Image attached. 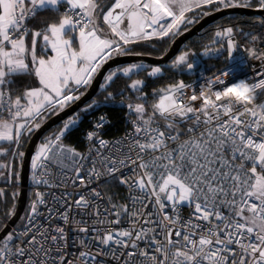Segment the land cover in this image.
<instances>
[{"label": "snow or ice", "instance_id": "obj_1", "mask_svg": "<svg viewBox=\"0 0 264 264\" xmlns=\"http://www.w3.org/2000/svg\"><path fill=\"white\" fill-rule=\"evenodd\" d=\"M62 5H67L63 13ZM206 5H219L217 10L249 7L252 0H0V111H7L11 118V122L0 120V140L19 143L22 130L31 132L37 118L57 109L63 111L79 100L80 95L73 93L81 86H89L107 60L127 54L123 45L175 35L181 24L193 22L186 13ZM255 5L264 9V0H255ZM44 12L55 13L59 19L45 20L39 29L29 28L27 21ZM101 20L115 38L107 35L100 26ZM257 22L264 25V19L257 18ZM243 35L252 42L259 40L249 33ZM29 36L30 44L26 40ZM233 36L234 29L227 27L218 30L213 41L219 43L221 37H226L230 57L243 51ZM74 45H78V50ZM49 51L54 55L49 56ZM246 55L264 65V52L254 49ZM188 56L187 52L179 55L173 66L185 64ZM141 67L134 63L114 69L105 81L113 82L119 72L127 76ZM193 67L187 63L188 69ZM161 72V67H152L148 76ZM24 75L36 77L41 87L13 96L9 87L13 78ZM243 80L251 86L254 100L264 95V66L256 70L255 77ZM208 83L214 87L226 81L218 76ZM235 84L215 91L210 104L209 98L195 94L185 102L184 89L188 86L180 81L162 90L149 111L145 106L146 94L142 92L144 81L134 80L129 87L141 93L137 99L142 102L126 105L136 119L131 121L133 130L125 141L112 144L101 139L97 131L87 133L89 141L98 142V147L90 149V154L95 151V159L63 143L62 138L80 122L81 113L95 106L97 101L93 100L68 117L59 133L39 147L32 168L40 171L33 173V181L48 184L44 177L56 166L61 168L62 175L72 174L74 185L79 182L87 186L105 175L125 185L131 193L132 206L139 203V210L131 211L127 204H111L110 209L101 210L94 200L101 197V192L93 188L90 196L80 195L66 203V212L60 218L68 223L67 212L73 205L85 210L92 207L90 214L104 226L92 227L93 232H103L94 239L104 246L112 242L132 249L126 252L130 260L139 256L148 264H264V103L247 107L236 99ZM111 97L109 92L105 99ZM197 99L203 100L200 108L192 106ZM238 108L243 111H237ZM20 117L27 119L15 124L13 131V122ZM188 120L193 124L182 132L179 122ZM104 121L101 116L95 127L102 128ZM184 135L187 138L181 139ZM86 162L91 167H86ZM124 167H131L132 175H120ZM137 189L142 195L135 194ZM36 195L30 226L21 234L9 233L0 240V264H76L66 259L63 246L56 249V257H50L51 250L43 245L37 247L39 241L33 229L45 241L50 238L53 242L64 239L65 229L57 226L56 235L49 237L47 231L36 228L38 205L45 203L43 194ZM149 197L158 208L155 214L142 211L148 207L145 200ZM185 204L193 208V213L190 219L182 221L179 209ZM109 215L115 219H109ZM124 216L131 218V229L110 227L120 224ZM153 224L156 227H144ZM79 231L87 233L89 229L82 227ZM21 235L30 238L16 243ZM142 240H147L149 247L136 251ZM80 243L83 245L84 240ZM84 257L94 259L90 252L79 254V259Z\"/></svg>", "mask_w": 264, "mask_h": 264}, {"label": "built area", "instance_id": "obj_2", "mask_svg": "<svg viewBox=\"0 0 264 264\" xmlns=\"http://www.w3.org/2000/svg\"><path fill=\"white\" fill-rule=\"evenodd\" d=\"M66 7L67 5L64 6V9ZM30 21L31 20L27 21L28 27ZM251 35L259 37V40L257 42H252L250 38H245V36L241 38L233 36L234 41L238 42L239 48L243 49V51H236L231 57L229 51L227 65L215 72L196 76L189 83L185 84L188 86L184 89L185 102H187L188 98H190L193 94H195L197 97H203L204 99H207L208 93L205 90L210 89L211 93H214L215 91H223L226 87L237 82L238 80L244 79L245 77H255L256 70L260 69L264 65H262L261 61L247 56L246 53L249 50L254 49L259 50V52H264V28L260 34ZM224 73H227L228 75H222ZM218 76L224 79L226 83L223 85L217 84L214 87H210L208 81L215 80ZM11 94L13 96H16L13 90H11ZM202 102V99H197L196 101L192 102V106L195 108H200ZM129 103L131 102L125 101L123 99H115L110 100L105 104L107 107H116L122 110V129L118 134L112 136L106 135V132L108 131V126L111 123V118L105 109H101L93 116L91 126L87 128L82 135L81 150L76 149L72 145L66 144L64 141L63 143L65 145H69L75 148L78 152L84 155H89L90 149H93L94 146L98 147V142L95 139L89 141L87 139V133L97 131L101 139L111 141L112 144H122L128 134L131 133L133 130V125L131 121L136 119V115L134 113H131L126 107V105ZM259 103H264V95H260L257 100H254L253 104H249L247 105V107L255 108V106ZM237 111H243V108H238ZM101 116L105 118L104 126L100 129H97L95 125L99 123V118ZM23 119L24 117L17 118L15 122ZM0 120L11 121L9 113L7 111H0ZM192 124V120L180 121L179 128L183 132ZM200 130L202 131L203 129ZM186 138L187 135L181 137V139ZM41 143L39 144L38 148L31 154L29 160V173L27 178L28 194L25 206L26 213L21 226L15 229L13 228L12 233L21 234L25 231L26 228L30 226L29 220L33 216V214L31 213V206L33 202L37 200L36 194L41 193L43 194L45 203L38 205V214H36L34 219L36 228H38L40 232L47 231L49 237L52 235H56V232L54 231L55 227L59 226L65 229L64 239L57 240L56 242H53L50 238L45 241L39 235V233L36 232V229H33V234L37 235V239L39 241L37 247L39 245H43L46 249H50V257H56V249L60 246H63V254L66 259L68 261H75L76 264H148V261H146L143 257L139 256L130 260L126 256V252L132 251V249L130 248L125 249L123 247H120L119 245H115L112 242H110L109 246H104L100 244L98 240L94 239V237L98 234L103 235V232H93L91 231L92 227L95 226L99 229L104 226L96 223L97 217L90 214L93 211L92 207H89L85 210L76 208L75 205H73L71 211L67 212L69 216L68 223H65L63 219L60 218V214L66 212V203H72V201L78 199L80 195H84L86 197L90 196L91 189L93 188L101 192L100 198H94L95 204L98 205L101 210L110 209L111 204H127L129 205L131 211H137L140 209L139 203H137L136 207L132 206V201L130 199L131 193L129 192V189L125 185L120 184L118 180L110 178L106 175L102 176L98 180H94L87 186L81 185L79 182L74 185L72 183V174L68 172L67 176L62 175L61 168L56 166L51 167L47 176L44 177V179H47L49 181L48 184L34 183L32 178L33 173L38 172L40 170L32 168V160L35 154L37 153L39 147L41 146ZM112 144H110L109 147H111ZM101 151L103 154H107L106 150ZM90 158H96L95 151L91 152ZM86 167H91L90 162H86ZM64 171L67 172V170ZM101 171H103L102 168ZM120 175L125 177L132 175V168H122ZM5 186L8 187L9 185L0 184V190ZM65 193H67L68 195L66 196ZM135 194L138 196L142 195L138 189L135 190ZM145 203L148 205L147 208L142 209L145 214H147L148 212H152L154 214L158 212V208L155 206L151 197L146 199ZM167 211L169 212V214H172L171 208H168ZM192 213L193 208L187 204L182 205L179 209V214L182 218V221L190 219L192 217ZM108 218L115 219V217L111 215H109ZM1 220L2 219L0 217V221ZM136 226L140 227L141 225L137 224ZM82 227H87L89 231L87 233L80 232L79 229ZM110 227L114 229H131V218L128 216H124L120 224L111 225ZM144 227H156V225H144ZM30 235L29 237H24L23 235H21L20 239L17 240L16 243H20V241L22 240L29 239ZM149 236H151V234H149ZM81 240H84L83 245L80 243ZM147 247H149L148 241L142 240L139 242V247L136 249V251H140ZM81 252H90L94 259L90 257H84L82 260L79 259V254ZM113 253L115 255H113ZM39 255L43 256V253H40Z\"/></svg>", "mask_w": 264, "mask_h": 264}, {"label": "trees", "instance_id": "obj_3", "mask_svg": "<svg viewBox=\"0 0 264 264\" xmlns=\"http://www.w3.org/2000/svg\"><path fill=\"white\" fill-rule=\"evenodd\" d=\"M243 1V0H242ZM65 5L60 7V12L63 13ZM207 9V12H211L216 10L219 5H206L204 6ZM202 7V8H204ZM256 7L255 0H252V6ZM202 8L196 9L192 12L186 13V17L189 19L192 15H194L197 11L201 12ZM107 11V8L104 9ZM204 15L202 13L200 16L196 18L192 23L184 24L182 30L190 27L194 22H196L199 18ZM256 17H248L240 14H227L225 16L220 17L218 20H215L208 24L205 28H203L196 35L187 40L180 48L179 53L174 56L168 63L164 65H159L162 68V72L157 74L154 77H149L148 72L150 71L149 66L144 65L143 68L134 71L127 76L123 74V72H119L117 76L114 78L113 82H106L105 77L114 69L124 68L127 64H122L110 68L105 74L101 85H106V87L102 88L101 85L94 95L92 99H90L82 108H80L77 112H80L81 109L85 108L89 103L93 100L97 101L95 106L88 110L87 112L81 113L80 122L74 127V129L68 132L62 140L69 145L74 146L76 149L81 150L82 148V135L84 131L91 126L93 116L100 111L101 109H105L108 115L111 118V123L108 126V131L106 135L112 136L118 134L122 129V110L116 107H107L105 104L110 100L115 99H123L126 101H130L132 103H141L142 101L137 99L141 95L140 92H137L129 87V85L134 80H143L144 85L142 86V92L146 94V108L150 109V105L157 102L159 98V94L162 90L168 88L171 85H175L176 83L183 81L184 84L189 83L193 80L197 75L196 72L194 74H189L190 71H195L200 66L204 70V73H212L221 68H223L228 63V51L229 49L226 46V49L218 53L217 55H213L212 53L204 56V53L207 52L209 48L216 47L221 44L214 43L215 33L218 30H222L223 28L232 27L234 29V36L237 38L243 37V33L249 34H260L264 28V25L257 22ZM59 16L52 12H44L38 14L35 19H32L29 24V28L39 29L43 27V21H57ZM261 19V18H260ZM100 26L104 28L107 35H112L109 31L108 26L103 23V21H99ZM242 30V31H241ZM30 37V36H29ZM113 37V36H112ZM174 35L166 36L163 38L152 37L147 40H141L136 43H131L128 45H123L128 51L127 53L132 54H147L152 56H161L163 55L170 42L173 40ZM189 53L188 59L185 64L180 66H173V61L179 55L183 53ZM38 48V55H39ZM187 63H192L194 67L192 69L187 68ZM14 82L9 86L11 90L14 91L15 95H21L26 89L32 88L38 84V80L34 76L24 75L14 77ZM87 87L81 86L78 91L74 92L75 95H81L86 90ZM112 93V97L109 99H105L108 96V93ZM59 109H57L58 111ZM76 112V113H77ZM54 114L53 112L44 113L42 118H37L35 120L36 124H40L46 118ZM75 114V113H74ZM64 122V121H63ZM63 122L58 123L51 130H49L43 137L48 139H52L59 133V130L63 126ZM161 126H163V121H160ZM25 131L21 134L19 138V143L15 142H3L0 143V147L5 149V151L0 152V184L1 185H9L8 187H3L2 194H0V229L3 227L4 222L7 221L11 215L13 214L16 206V199L18 195V173H19V163L22 152L24 150L25 144L33 132ZM43 142V141H42ZM17 228L15 225L14 229ZM13 231V230H12ZM11 231V233H12Z\"/></svg>", "mask_w": 264, "mask_h": 264}, {"label": "water", "instance_id": "obj_4", "mask_svg": "<svg viewBox=\"0 0 264 264\" xmlns=\"http://www.w3.org/2000/svg\"><path fill=\"white\" fill-rule=\"evenodd\" d=\"M227 14H240L248 17H260L264 19V9H259L258 7H230L221 8L220 10H213L204 14L196 22H194L190 27L178 33L173 40L170 42L166 52L161 56H152L147 54H132L127 53L125 55H114L112 59L107 60L103 63L99 71L94 74V78L86 90L80 95V99L73 102L70 107H66L63 111H56L54 114L46 118L39 125L40 127H35L33 132L30 134L24 150L22 152L20 163H19V177H18V195L16 199V206L11 217L4 222L3 227L0 229V240L6 237L11 230L15 227V224L19 220L21 214L23 213L26 200H27V178L29 173V160L31 154L38 148L42 141L46 140L43 137L49 130H51L58 123L65 121L68 117L76 113L80 108H82L90 99L94 97L97 93L101 82L110 68H113L122 64H141V65H164L168 63L174 56H176L181 48V46L189 40L191 37L200 32L211 22L218 20L220 17ZM183 24L179 26L181 28ZM124 27V25H121ZM178 29V31H179ZM177 31V32H178ZM113 38L112 35H108Z\"/></svg>", "mask_w": 264, "mask_h": 264}, {"label": "rangeland", "instance_id": "obj_5", "mask_svg": "<svg viewBox=\"0 0 264 264\" xmlns=\"http://www.w3.org/2000/svg\"><path fill=\"white\" fill-rule=\"evenodd\" d=\"M243 2V1H242ZM196 10V9H195ZM207 12V9L204 7V8H202V11L201 12H199V11H197L194 15H192L191 16V18H189V19H191L192 21H194V20H196V18L198 17V16H200L202 13H206ZM221 30V29H220ZM113 36V38H115L114 37V35H112ZM116 39H118V38H116ZM220 41H221V44L220 45H218V46H216V47H213V48H209L208 50H207V52H205L204 53V56H207L208 54H210V53H212L213 55H217L218 53H220L221 51H223V50H225L226 49V46H227V38L226 37H221L220 38ZM41 44L43 43L42 41L40 42ZM30 44V43H29ZM74 47H77V50H78V45H74ZM38 51V50H37ZM206 53H208V54H206ZM48 55L49 56H51V55H54V53H52L51 51H49L48 52ZM228 55H229V51H228ZM129 65H131V64H127L126 65V67H128ZM156 66H159V65H151V66H149V69H150V71H151V68L152 67H156ZM143 67H144V65H143ZM143 67H141V68H143ZM125 68V67H124ZM138 69H140V68H138ZM138 69H134L133 70V72L134 71H137ZM197 73V74H199V75H197V76H200V75H204V74H206V73H204V70L202 69V66H200L198 69H196L195 71H190L189 72V74H194V73ZM132 73V72H131ZM130 74V73H129ZM207 74H209V73H207ZM37 79V78H36ZM38 80V79H37ZM138 80H140V79H138ZM70 85H71V82H70ZM35 87H41V85H40V83H39V80H38V84L36 85V86H34V87H32V88H35ZM74 95H75V93H73ZM160 94H162V91L160 92ZM126 101V100H125ZM128 102H130V101H128ZM132 103V102H131ZM132 104H136V103H132ZM72 116V115H71ZM25 119H27V118H24L23 120H19V121H17V122H13V131L15 130V124H18V123H23L24 122V120ZM6 121H10V120H6ZM11 122V121H10ZM36 124V122L35 121H33L32 122V129H34L35 128V125ZM63 127V126H62ZM25 131H27V130H22V133L23 132H25ZM3 142H14V141H8V140H0V143H3ZM45 142H42L41 143V145L42 144H44ZM1 166V165H0ZM25 213H26V208L24 209V211H23V213L21 214V216H20V218H19V220L17 221V223L15 224L16 226H17V228L18 227H20L21 226V224H22V221H23V219H24V216H25ZM13 230V229H12ZM11 230V231H12Z\"/></svg>", "mask_w": 264, "mask_h": 264}, {"label": "clouds", "instance_id": "obj_6", "mask_svg": "<svg viewBox=\"0 0 264 264\" xmlns=\"http://www.w3.org/2000/svg\"><path fill=\"white\" fill-rule=\"evenodd\" d=\"M234 89L236 91L234 92V95L236 96V99L240 101L241 103H244L246 105L253 104L254 99L252 97V89L251 86L247 83V81L241 79L236 82L235 85H233ZM208 93L209 103L211 104V96L213 93H211L210 89L205 90Z\"/></svg>", "mask_w": 264, "mask_h": 264}, {"label": "flooded vegetation", "instance_id": "obj_7", "mask_svg": "<svg viewBox=\"0 0 264 264\" xmlns=\"http://www.w3.org/2000/svg\"><path fill=\"white\" fill-rule=\"evenodd\" d=\"M183 25H184V24H183ZM183 25L181 26V28L179 29V31L177 32V34L183 31V30H182ZM186 29H187V28H186ZM184 30H185V29H184ZM177 34H175L174 37H175ZM178 53H179V52H178Z\"/></svg>", "mask_w": 264, "mask_h": 264}, {"label": "crops", "instance_id": "obj_8", "mask_svg": "<svg viewBox=\"0 0 264 264\" xmlns=\"http://www.w3.org/2000/svg\"><path fill=\"white\" fill-rule=\"evenodd\" d=\"M112 35H114V34H112ZM26 40H27L28 43H30L31 37H27Z\"/></svg>", "mask_w": 264, "mask_h": 264}]
</instances>
